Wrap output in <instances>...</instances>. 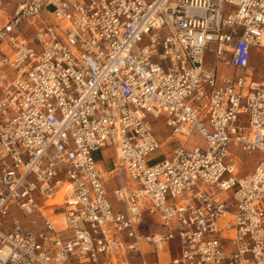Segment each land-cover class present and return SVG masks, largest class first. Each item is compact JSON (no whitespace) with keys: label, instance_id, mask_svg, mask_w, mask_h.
Returning a JSON list of instances; mask_svg holds the SVG:
<instances>
[{"label":"built area","instance_id":"2783aa9c","mask_svg":"<svg viewBox=\"0 0 264 264\" xmlns=\"http://www.w3.org/2000/svg\"><path fill=\"white\" fill-rule=\"evenodd\" d=\"M262 40L264 0H0V264H264Z\"/></svg>","mask_w":264,"mask_h":264},{"label":"rangeland","instance_id":"374dc122","mask_svg":"<svg viewBox=\"0 0 264 264\" xmlns=\"http://www.w3.org/2000/svg\"><path fill=\"white\" fill-rule=\"evenodd\" d=\"M251 65L255 68L256 71V76L258 78L264 76V49H259L255 48L252 53H251ZM221 72H223V69H220ZM154 132L156 133L157 137L161 140V149L155 154L157 157L160 158V156H168L170 153L171 149L173 148L174 141L176 138L172 137L170 130L164 129L163 125L159 122L155 127H154ZM183 141V139H182ZM196 141L200 142L198 139ZM193 140H190L189 144L193 143ZM160 154V155H159ZM153 158V157H151ZM257 156L256 155H240V161L238 162V171H237V176L238 175H245L251 172L255 166V161H256ZM103 156L100 154H97L95 157L96 161H101L103 162ZM109 167L112 165L109 164ZM124 182L125 184L129 183L127 179L124 177ZM115 178L109 179L106 183L107 189L111 190L114 183H115ZM173 254H176V246H173ZM152 257L147 256V261H151ZM134 264H138V261H135Z\"/></svg>","mask_w":264,"mask_h":264},{"label":"crops","instance_id":"0c3cea01","mask_svg":"<svg viewBox=\"0 0 264 264\" xmlns=\"http://www.w3.org/2000/svg\"><path fill=\"white\" fill-rule=\"evenodd\" d=\"M255 49V48H254ZM253 49V50H254ZM252 50V51H253ZM250 66H251V68L253 69V71H254V77L255 78H257L258 79V77L256 76V71H255V68L251 65V60H250ZM100 154V153H99ZM101 155L103 156V162H101V161H98L100 164H103L105 167H109L108 165L110 164L109 163V160L112 158V156H113V153H112V151L110 150V149H105V150H103L102 152H101ZM257 156V158H256V161L258 160V158H259V156L258 155H256ZM240 160V159H239ZM256 161H255V163H256Z\"/></svg>","mask_w":264,"mask_h":264},{"label":"bare ground","instance_id":"6f19581e","mask_svg":"<svg viewBox=\"0 0 264 264\" xmlns=\"http://www.w3.org/2000/svg\"><path fill=\"white\" fill-rule=\"evenodd\" d=\"M260 47L261 48L259 49H264V40H262ZM61 203H62V193L58 194L57 198L51 202V204H61Z\"/></svg>","mask_w":264,"mask_h":264}]
</instances>
